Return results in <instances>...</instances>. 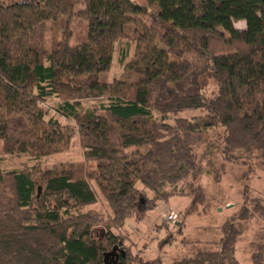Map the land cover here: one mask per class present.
<instances>
[{"label":"trees","instance_id":"obj_1","mask_svg":"<svg viewBox=\"0 0 264 264\" xmlns=\"http://www.w3.org/2000/svg\"><path fill=\"white\" fill-rule=\"evenodd\" d=\"M82 17L84 33L75 34L73 20ZM240 21L245 29L235 27ZM49 24L64 27V39L54 31L47 46ZM123 41L133 57L125 76L108 82L102 76ZM127 56L122 50V64ZM205 77L215 85L210 93ZM48 99L58 101L60 118H49ZM89 99L107 104L84 111ZM196 110L198 117L180 116ZM217 128L220 167L206 165L192 142ZM76 132L92 170L0 169V264H105L118 237L100 242L102 222L84 212L100 197L110 232L123 230L150 210L146 191L192 198L196 210L208 200L206 175L220 183L228 164L264 167V0H0V152L39 161L66 152ZM142 146L151 151L129 150ZM242 196L217 241L169 264H245L237 245L249 222L264 223V200L248 188ZM251 247L249 264H264V231ZM125 254L117 264H165Z\"/></svg>","mask_w":264,"mask_h":264},{"label":"rangeland","instance_id":"obj_2","mask_svg":"<svg viewBox=\"0 0 264 264\" xmlns=\"http://www.w3.org/2000/svg\"><path fill=\"white\" fill-rule=\"evenodd\" d=\"M210 11L212 14L215 13L212 4H210ZM84 26L85 22L83 17L73 20L72 29L75 34L84 33ZM245 27L242 29H245ZM54 31L57 33L60 41L64 39V27L55 30L49 24L46 41L47 46H49ZM127 45L129 44L126 41L119 42L115 45L113 55L114 64L111 71L102 76L104 80L110 82L125 76L124 67L133 57L135 49L134 46L130 45L128 48ZM126 49H128V56L122 64L120 62L121 51ZM203 83H205V89L209 93L215 89V85L209 77H205ZM103 103L107 104V101L103 99L83 100V110L99 107ZM57 105L58 101L55 99H48L42 105L46 111H49V118L51 116L60 118L55 113ZM200 115L201 111L196 110L182 113L180 116L192 119ZM156 117H159V115L156 114ZM60 120L64 125L69 123L77 129L76 124L65 121L62 118ZM174 120L175 117L169 119L172 124ZM221 134H223V130L217 128L207 132L203 136H195L192 138L199 157L206 155L204 160L206 165L211 161L217 167H220L223 163L222 156L218 155L214 148L218 145ZM136 149L143 153L151 151L150 146L134 147L129 150L134 151ZM252 161V164H228L220 183H216L212 175H206L207 177L203 179L202 183L207 191L208 200L206 204L198 206L196 210L192 207V198L173 197L170 199H156V195L153 192L146 191L143 197L148 200V208L150 210L147 211L145 218L142 221L130 219L126 222V227L123 230L113 228L111 232L107 226V223L109 224L111 219V210L104 199L100 197L97 204L85 208L84 212L97 215L99 217L98 219L102 222L96 227L94 232V237L100 242L107 244L106 239L109 238L108 233H112V235L118 237L117 244L107 246L105 253H110L114 247H117L118 254H121L122 251H125V253L130 252L133 256H139L144 260L160 257L165 264H169L176 259L191 255L199 247L208 248V244H213L220 238L219 227L229 217L237 213L242 206V192L244 188H248L251 198L264 200V167L258 161ZM72 163L74 165L84 163L88 170H92L96 166L95 162H84L83 148L77 132L66 152L49 156L39 161H34L28 155H7L0 152V169L4 171L31 169L34 166H39L41 169L47 170L57 165L65 164L68 166ZM182 188H184L182 184L177 187L179 191ZM140 206L143 209V202ZM172 211L178 215L177 224L171 223L166 219V214L168 215ZM181 223L184 226L180 232L178 227ZM244 228V233L240 237L237 245V255L241 262L249 264L253 253L251 243L256 240L257 235L264 231V223L261 220L255 219L249 222ZM115 261V258H108L105 264H114Z\"/></svg>","mask_w":264,"mask_h":264},{"label":"water","instance_id":"obj_3","mask_svg":"<svg viewBox=\"0 0 264 264\" xmlns=\"http://www.w3.org/2000/svg\"><path fill=\"white\" fill-rule=\"evenodd\" d=\"M121 255L124 257V256L126 255V254H125V251H122L121 254H118V253H117V247H114V249H113L112 252H110V253H105V254H104V260H105V262H106L108 258H112V257H114V256H117L116 261L114 262V264H117V263H118V260H119V258H120ZM106 263H107V262H106Z\"/></svg>","mask_w":264,"mask_h":264},{"label":"built area","instance_id":"obj_4","mask_svg":"<svg viewBox=\"0 0 264 264\" xmlns=\"http://www.w3.org/2000/svg\"><path fill=\"white\" fill-rule=\"evenodd\" d=\"M178 215L175 212H169L168 215L166 214V219L171 223H178L177 220Z\"/></svg>","mask_w":264,"mask_h":264},{"label":"clouds","instance_id":"obj_5","mask_svg":"<svg viewBox=\"0 0 264 264\" xmlns=\"http://www.w3.org/2000/svg\"><path fill=\"white\" fill-rule=\"evenodd\" d=\"M245 26H246V22H244V21H241L240 23L235 24V27H236L237 29H242V28H244Z\"/></svg>","mask_w":264,"mask_h":264},{"label":"flooded vegetation","instance_id":"obj_6","mask_svg":"<svg viewBox=\"0 0 264 264\" xmlns=\"http://www.w3.org/2000/svg\"><path fill=\"white\" fill-rule=\"evenodd\" d=\"M112 258H115V259H116V258H117V256H114V257H112Z\"/></svg>","mask_w":264,"mask_h":264}]
</instances>
